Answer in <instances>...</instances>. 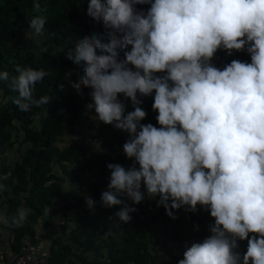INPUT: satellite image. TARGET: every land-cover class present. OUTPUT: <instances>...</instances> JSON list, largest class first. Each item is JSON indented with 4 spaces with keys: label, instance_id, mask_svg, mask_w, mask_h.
I'll return each mask as SVG.
<instances>
[{
    "label": "clouds",
    "instance_id": "obj_1",
    "mask_svg": "<svg viewBox=\"0 0 264 264\" xmlns=\"http://www.w3.org/2000/svg\"><path fill=\"white\" fill-rule=\"evenodd\" d=\"M144 4L147 13L137 11ZM33 11L47 9L34 0ZM87 15L103 22L109 42L92 34L66 52L84 69L71 87L77 94L92 89L87 108L99 122L129 133L123 151L134 160L127 170L107 165L104 206L121 205L119 195L140 204L143 184L170 218L173 210L195 212L200 205L215 220L211 235L188 247L178 264H264V0H90ZM46 22L36 15L29 27L40 35ZM220 49L246 50L251 63L232 60L221 70L211 63ZM16 71L11 90L18 109L46 105L50 98L37 100L33 90L48 73ZM0 81H9L7 71ZM153 93L159 127L141 123L147 114L138 96ZM119 94L133 111L125 114ZM86 203L93 208L91 198ZM135 211L125 205L116 216L128 223ZM27 213L20 208L12 224L22 226ZM0 223H8L3 214ZM238 240L248 244L242 258L234 251Z\"/></svg>",
    "mask_w": 264,
    "mask_h": 264
},
{
    "label": "trees",
    "instance_id": "obj_2",
    "mask_svg": "<svg viewBox=\"0 0 264 264\" xmlns=\"http://www.w3.org/2000/svg\"><path fill=\"white\" fill-rule=\"evenodd\" d=\"M38 2L46 12H34V0H0V72L9 73V81H0V214L8 220L0 223V243L5 232L12 257L33 256L46 264H178L184 258L182 251L166 250V245L188 243L180 230L202 243L201 229L205 222L211 223L210 210L197 205L192 212L185 206L173 210L176 218L172 219L164 207L157 206L158 196L148 197L143 184L145 198L140 204L119 195L121 205L104 206L102 193L109 190L111 176L107 165L119 164L127 170L134 164L123 151L130 137L112 125L103 123V129L96 124L95 109L87 108L94 103L92 89L83 88L77 94L71 87L79 82L84 69L68 60L66 52L92 34L100 35L107 44V30L102 21L87 15L90 0ZM135 7L147 13L150 4ZM36 15L47 17L40 35L29 27ZM117 52L123 60V51L118 48ZM232 60L251 63L246 50L228 55L223 49L211 63L223 70ZM17 67L48 73L33 90L37 100L50 98L46 105L33 106L25 113L13 103L18 93L11 90V80L18 76ZM154 95L138 96L139 106L147 114L141 123L159 127L158 113L152 108ZM118 99L126 106L125 114L134 110L122 94ZM14 152L19 158L15 156L7 165ZM87 198L94 202L91 209ZM125 205L136 209L128 223L116 216ZM20 208L28 213L17 227L12 218ZM242 246L246 248L241 258L247 240Z\"/></svg>",
    "mask_w": 264,
    "mask_h": 264
},
{
    "label": "rangeland",
    "instance_id": "obj_3",
    "mask_svg": "<svg viewBox=\"0 0 264 264\" xmlns=\"http://www.w3.org/2000/svg\"><path fill=\"white\" fill-rule=\"evenodd\" d=\"M90 91L92 92V90H90ZM89 97L90 96L87 94L86 95V99H89ZM96 124L99 125V127L103 128V129L106 128V125H104L103 123H100L98 120L96 121ZM86 133H88V132L86 131ZM210 221H211V223L210 222H205L203 227H202V229H201V231H203V232H201L202 233L201 237H203L204 240L211 235L210 227L215 224L214 218L211 217ZM158 231L162 232V230H159V229H158ZM180 234H181L182 239L185 240L188 243H183L181 245L179 244V246H172V248L168 247V246H171V245H168V246L166 245L165 249L169 250V251L172 250V251L175 252L177 250V248H179L182 251V255L184 256V252L187 250V248L191 247V245L193 243H196V242L193 239L191 240L189 235L184 230H180ZM242 243H244V241L240 242V245L234 250V251L238 252L239 254L241 253V251L243 249L246 248V247L242 246ZM17 259H19V258H17ZM34 260H35V258H34ZM19 261H20V259L17 260V264H19ZM44 264H46V263H44Z\"/></svg>",
    "mask_w": 264,
    "mask_h": 264
},
{
    "label": "crops",
    "instance_id": "obj_4",
    "mask_svg": "<svg viewBox=\"0 0 264 264\" xmlns=\"http://www.w3.org/2000/svg\"><path fill=\"white\" fill-rule=\"evenodd\" d=\"M16 156V157H15ZM18 157V153L14 152L13 154H10L6 160V164L9 165L12 161L15 160V158ZM55 220H53L54 224ZM2 234V242L0 243V264H10V261L13 260L15 256L12 257V254L9 250V245H8V238L9 235L5 232L1 233ZM8 257V258H7ZM6 258L8 261H6ZM18 260V259H17ZM17 260H13L11 264H17Z\"/></svg>",
    "mask_w": 264,
    "mask_h": 264
},
{
    "label": "built area",
    "instance_id": "obj_5",
    "mask_svg": "<svg viewBox=\"0 0 264 264\" xmlns=\"http://www.w3.org/2000/svg\"><path fill=\"white\" fill-rule=\"evenodd\" d=\"M33 256H28V257H25V258H19L20 261H19V264H44V263H41V262H38V260ZM18 259V260H19Z\"/></svg>",
    "mask_w": 264,
    "mask_h": 264
},
{
    "label": "water",
    "instance_id": "obj_6",
    "mask_svg": "<svg viewBox=\"0 0 264 264\" xmlns=\"http://www.w3.org/2000/svg\"><path fill=\"white\" fill-rule=\"evenodd\" d=\"M19 257V255H16L13 260H16ZM13 260L10 261V264L13 262Z\"/></svg>",
    "mask_w": 264,
    "mask_h": 264
}]
</instances>
